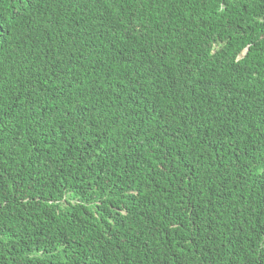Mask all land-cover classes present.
Listing matches in <instances>:
<instances>
[{"label": "trees", "instance_id": "obj_1", "mask_svg": "<svg viewBox=\"0 0 264 264\" xmlns=\"http://www.w3.org/2000/svg\"><path fill=\"white\" fill-rule=\"evenodd\" d=\"M0 264H264V0H0Z\"/></svg>", "mask_w": 264, "mask_h": 264}]
</instances>
